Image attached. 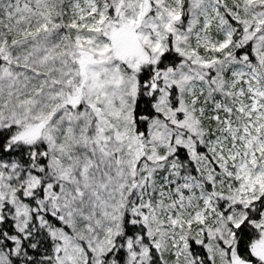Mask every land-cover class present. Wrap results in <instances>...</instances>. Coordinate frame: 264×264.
Returning <instances> with one entry per match:
<instances>
[{
  "label": "snow or ice",
  "instance_id": "1",
  "mask_svg": "<svg viewBox=\"0 0 264 264\" xmlns=\"http://www.w3.org/2000/svg\"><path fill=\"white\" fill-rule=\"evenodd\" d=\"M0 264H264V0H0Z\"/></svg>",
  "mask_w": 264,
  "mask_h": 264
}]
</instances>
